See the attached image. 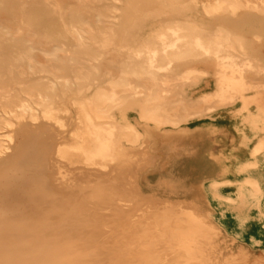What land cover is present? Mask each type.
<instances>
[{"label":"bare ground","instance_id":"6f19581e","mask_svg":"<svg viewBox=\"0 0 264 264\" xmlns=\"http://www.w3.org/2000/svg\"><path fill=\"white\" fill-rule=\"evenodd\" d=\"M74 1L0 0V264H88V191L50 178L60 160L102 172L150 137L140 127L184 133L226 107L238 147L198 190L259 244L240 227L264 236V0ZM71 119L69 141L47 144Z\"/></svg>","mask_w":264,"mask_h":264},{"label":"rangeland","instance_id":"374dc122","mask_svg":"<svg viewBox=\"0 0 264 264\" xmlns=\"http://www.w3.org/2000/svg\"><path fill=\"white\" fill-rule=\"evenodd\" d=\"M65 1L71 9L77 7L74 0ZM141 14L131 8L127 23ZM249 34L245 31L246 37ZM212 90L213 80L205 78L188 95L194 99ZM233 109L219 108L211 118L192 120L184 133L140 127L150 137L137 150L127 147L102 172L88 167L91 172L84 174L83 166L78 168L75 162L57 163L50 171L53 181H74L88 191V264H264V236L241 225L240 230L259 240L250 244L221 228L210 218L213 210L198 190L202 179L221 173L227 160L219 156L238 147L234 123L242 113L234 110V114ZM249 109L253 111L252 104ZM71 121L58 130L56 140L49 136L47 144L69 141L74 128ZM153 152L156 158L149 155ZM238 152L245 156L244 150Z\"/></svg>","mask_w":264,"mask_h":264}]
</instances>
